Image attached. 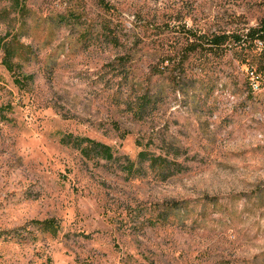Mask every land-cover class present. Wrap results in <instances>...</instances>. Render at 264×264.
I'll use <instances>...</instances> for the list:
<instances>
[{"label": "rangeland", "instance_id": "374dc122", "mask_svg": "<svg viewBox=\"0 0 264 264\" xmlns=\"http://www.w3.org/2000/svg\"><path fill=\"white\" fill-rule=\"evenodd\" d=\"M19 2L0 0V264H264V0ZM142 150L171 172L124 171Z\"/></svg>", "mask_w": 264, "mask_h": 264}, {"label": "trees", "instance_id": "16d2710c", "mask_svg": "<svg viewBox=\"0 0 264 264\" xmlns=\"http://www.w3.org/2000/svg\"><path fill=\"white\" fill-rule=\"evenodd\" d=\"M15 6H18L20 4L19 0H13ZM103 3V2H102ZM22 8V6H21ZM249 36L252 41H260L264 43V23L261 24L259 27H253L249 30ZM210 43V48H216L213 50L217 51V48H222L223 45H227L229 42H242V37L240 35H229V34H217L211 37L210 39H207ZM191 45H195L194 43ZM3 50V58L2 63L6 67V69L9 72H12L15 74L14 81L15 83L22 87L25 80H30V76H23L21 73L16 71V67H18V64L16 61H14V58L17 55V51L19 50L20 44L17 43H11V42H5L2 45ZM196 46H192V49H195ZM212 50V49H210ZM61 142L71 146L74 149L80 150L82 154L86 157L97 156L102 159H105L106 161H111L112 159H115L117 156L115 154V151L113 147L91 139L87 136H75L72 133L65 134L63 138L61 139ZM124 167L123 170L126 171L129 174H136L140 173L137 169V164L146 161L149 162L150 167L160 168L163 172L165 170L170 173V169L172 168L173 163L167 158V156H163L161 154L156 155L155 153H152L148 150H142L138 155V160H132L129 156H124ZM175 164L178 166V163L175 162ZM175 166V165H174ZM173 166V167H174ZM32 223H35L38 228L42 229L45 232H51L53 234H56L58 231V224L56 223V220L53 218L46 219V220H34Z\"/></svg>", "mask_w": 264, "mask_h": 264}]
</instances>
